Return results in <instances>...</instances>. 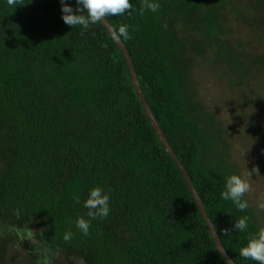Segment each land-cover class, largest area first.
<instances>
[{
  "label": "trees",
  "instance_id": "16d2710c",
  "mask_svg": "<svg viewBox=\"0 0 264 264\" xmlns=\"http://www.w3.org/2000/svg\"><path fill=\"white\" fill-rule=\"evenodd\" d=\"M65 2L76 9L77 0ZM154 2L156 12L141 15V0H131L130 13L106 19L115 29L128 26L130 38L121 40L144 97L226 253L236 264H257L239 253L264 225L246 196L244 211L222 198L238 169L224 164L188 92L198 57L225 65L228 76L244 68L234 46L241 42L223 36L225 21L234 12L257 22L264 38V0ZM61 9V0H20L16 8L0 0V221L40 223L46 244L82 264H228L117 43L102 22L66 25ZM95 187L109 195L110 212L90 220L84 235L76 220L89 219L84 202ZM245 216L247 229L232 230Z\"/></svg>",
  "mask_w": 264,
  "mask_h": 264
},
{
  "label": "rangeland",
  "instance_id": "374dc122",
  "mask_svg": "<svg viewBox=\"0 0 264 264\" xmlns=\"http://www.w3.org/2000/svg\"><path fill=\"white\" fill-rule=\"evenodd\" d=\"M230 2L226 1V9L232 7L233 1ZM228 16L223 36L230 38L233 44L241 42L234 46L247 63L244 70L240 68L233 75H224L225 65L215 68L211 59L202 62L198 57L192 69L195 86L188 93H195V100L205 115L203 119L210 122L208 135L212 141L219 142V155L224 164L235 165L238 174L251 184L252 190L245 196L256 218L264 225V207H261L264 205V38L261 27H256L260 26L257 22L253 25L251 21H243L234 12ZM188 48V51L193 49ZM255 168L259 173L253 171ZM24 226L10 218L0 221V264H37L36 248L50 249L52 264H82L46 244L40 223L30 226L31 241H22L15 231H9Z\"/></svg>",
  "mask_w": 264,
  "mask_h": 264
},
{
  "label": "clouds",
  "instance_id": "9594fccd",
  "mask_svg": "<svg viewBox=\"0 0 264 264\" xmlns=\"http://www.w3.org/2000/svg\"><path fill=\"white\" fill-rule=\"evenodd\" d=\"M10 7L16 8L20 5V0H7ZM62 4V19L66 25L71 27L81 26L84 30L89 29L92 25L100 22H105V18L109 16H120L126 12H131L133 9L131 0H77V7H73L61 0ZM159 9V4L154 0H141L139 12L141 15L145 11L156 12ZM86 13V15L84 14ZM112 39L119 42L120 38L129 37L128 26L121 24L118 29H111ZM259 173V169H253ZM252 190L251 184L241 175L233 174L226 179L225 190L221 193L222 198L231 200L238 210L244 211L249 205L247 200L243 199L246 193ZM79 202V201H77ZM84 207L88 209L87 217L83 216L76 220V227L81 230L84 235L89 233L90 220L97 218L104 219L109 215V195L104 193L100 187H95L90 190L89 197L84 202ZM264 207V205H261ZM16 216L19 218L20 211H16ZM248 227V217H241L235 221L232 230L243 231ZM9 231H15L22 241L32 239V231L28 225L24 228H10ZM229 231L225 229V232ZM73 233L69 230L64 235V240L68 241L72 238ZM35 252L38 256L37 264H52L51 250L36 248ZM239 255L245 259H251L257 264H264V227H260L257 234L252 235L246 246L240 249Z\"/></svg>",
  "mask_w": 264,
  "mask_h": 264
},
{
  "label": "water",
  "instance_id": "95a60500",
  "mask_svg": "<svg viewBox=\"0 0 264 264\" xmlns=\"http://www.w3.org/2000/svg\"><path fill=\"white\" fill-rule=\"evenodd\" d=\"M102 23L104 24V26L106 27V29L108 30L109 34L111 35V29L113 28L111 26V24L108 22V20L105 18V22L102 21ZM118 45V47L120 48V50L122 51V53L124 54V57L126 59V62H127V65H128V68L130 70V73H131V76H132V81H133V84H134V87L137 91V94L140 98V101L142 103V106L144 108V111L147 115V117L150 119V121L152 122V124L154 125L155 129L157 130L164 146L166 147L167 151L169 152L170 156L172 157V159L174 160V162L176 163L177 167L180 169L181 173H182V176L184 177L186 183H187V186L189 187L190 191H191V194L195 200V202L197 203L198 207H199V210L206 222V225L208 227V230L219 250V252L223 255V257L225 258L226 262L228 264H236L230 257L229 255L226 253L224 247L222 246L221 242H220V239L218 238V235L215 231V228L204 208V205L202 204V201L192 183V180L190 178V176L188 175L186 169L184 168L183 164L180 162V160L177 158V156L175 155V153L172 151L170 145L168 144L162 130L160 129L156 119L154 118L150 108H149V105L144 97V94L142 92V89L140 87V84H139V81H138V78H137V75H136V72L134 70V67H133V64H132V60L130 58V55L127 51V48L126 46L124 45L123 41L119 40V42L115 41Z\"/></svg>",
  "mask_w": 264,
  "mask_h": 264
}]
</instances>
